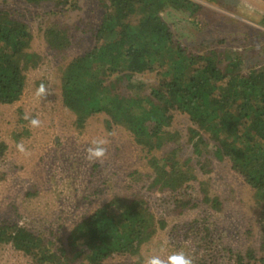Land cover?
<instances>
[{"label":"rangeland","instance_id":"rangeland-1","mask_svg":"<svg viewBox=\"0 0 264 264\" xmlns=\"http://www.w3.org/2000/svg\"><path fill=\"white\" fill-rule=\"evenodd\" d=\"M193 1L201 9L193 13L168 9L162 14L176 40L194 53L234 52L245 71L264 66V0ZM4 8L29 24L34 35L31 50L41 61L27 71L20 99L0 103V224L17 223L68 248L67 237L77 223L116 196L139 194L156 220L163 222L155 224L138 254H114L102 264H143L144 257L157 252L163 242L167 254L183 249L195 264H236V253L245 255L249 249L256 259L245 260L261 264L264 200L258 201L228 158L214 154L205 134L208 143L195 147L188 142L193 124L186 113L174 111L167 128L181 133L179 142L151 153L128 126L113 122L105 112L90 116L83 128L76 126L75 114L62 100L61 74L74 57L94 46L92 30L103 12L98 0H79V8L59 11L51 1L35 5L0 0V9ZM54 23L69 30L73 42L65 50L52 49L44 39L43 28ZM131 80L145 81L149 87L159 85L160 77L157 72L132 73ZM42 83L49 92L46 99L36 95ZM119 91L127 94L125 87ZM26 113L39 118L41 126L31 127ZM101 137L108 140L107 158L91 162L87 148ZM21 142L24 152L17 148ZM173 148H178L177 162L184 169L190 167L194 178L176 189L150 188L154 173L148 157ZM167 164L171 168L175 162L168 158ZM76 259L72 264H79ZM0 264L36 263L12 243L0 242Z\"/></svg>","mask_w":264,"mask_h":264},{"label":"trees","instance_id":"trees-1","mask_svg":"<svg viewBox=\"0 0 264 264\" xmlns=\"http://www.w3.org/2000/svg\"><path fill=\"white\" fill-rule=\"evenodd\" d=\"M26 1L35 5L51 1L58 11L79 8V0ZM98 3L103 12L92 30L94 46L74 57L61 74L62 100L75 114L76 126L83 128L90 116L105 112L113 122L128 126L151 153L179 142L181 133L167 128L174 111L186 113L193 124L188 142L198 147L207 141L205 134L214 154L228 158L258 201L264 200V66L245 71L234 52L194 53L176 40L162 14L168 9L196 12L201 5L193 0ZM43 36L56 51L73 42L68 28L58 23L45 26ZM33 38L27 22L8 8L0 9V103L19 100L27 71L39 65L40 55L31 50ZM144 72H157L159 85L131 80L132 73ZM120 87L127 94H121ZM144 90L148 92L143 94ZM177 151L148 157L154 173L150 188L176 189L194 178L190 167L184 169L177 162ZM168 158L175 162L171 168ZM157 222L163 221L156 220L141 195L116 196L73 227L68 248L17 223L0 224V242L12 243L36 264H72L74 255L83 257L76 259L79 264H102L114 254H138ZM246 256L256 259L249 249L245 255L236 253V264H249ZM259 260L264 264V257Z\"/></svg>","mask_w":264,"mask_h":264},{"label":"clouds","instance_id":"clouds-1","mask_svg":"<svg viewBox=\"0 0 264 264\" xmlns=\"http://www.w3.org/2000/svg\"><path fill=\"white\" fill-rule=\"evenodd\" d=\"M37 96H43L45 99L49 95L47 87L42 83L36 92ZM25 120L29 121L31 127L38 128L41 126L42 122L37 117H30L29 114H25ZM108 140L105 138H97L92 141V143L87 148V159L91 162L100 161L103 162L108 155ZM19 151L24 152L25 148L23 143L17 145ZM166 243L163 242L159 250L152 254L146 255L143 260V264H195V259L192 255L183 249H178L166 253Z\"/></svg>","mask_w":264,"mask_h":264}]
</instances>
